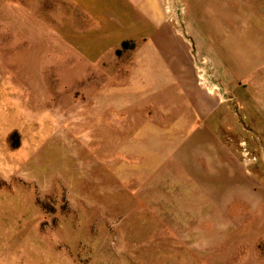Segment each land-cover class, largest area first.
Instances as JSON below:
<instances>
[{"label":"rangeland","instance_id":"374dc122","mask_svg":"<svg viewBox=\"0 0 264 264\" xmlns=\"http://www.w3.org/2000/svg\"><path fill=\"white\" fill-rule=\"evenodd\" d=\"M223 3L0 0V264H264V0ZM207 90L248 100L222 148L251 164L196 193Z\"/></svg>","mask_w":264,"mask_h":264},{"label":"crops","instance_id":"0c3cea01","mask_svg":"<svg viewBox=\"0 0 264 264\" xmlns=\"http://www.w3.org/2000/svg\"><path fill=\"white\" fill-rule=\"evenodd\" d=\"M128 1L134 3V5H141L142 9L144 10V13L147 14L148 16L152 15L154 17V15H156L155 6L157 0H128ZM190 1L192 2V5L196 7H215V8L218 7L219 12H217V16L232 15L233 12L232 8L228 9V7L224 6L223 3L224 0H195L196 5L193 3L194 0H190ZM172 9L173 8L169 7V10ZM219 25L221 26V24ZM221 29H226L227 31L231 32V28H229L227 25H225L224 28H219L218 30L221 31ZM207 30L214 31L212 30V28L209 27H207ZM263 30H264V25H263ZM203 37H205V35H203ZM248 71H250L251 75L255 73V71L249 66H248ZM235 92H236V96L233 95L234 102L231 101L230 103L226 104L225 101L218 100L219 103L215 107L213 106V98H212L214 97L215 93H213L211 90L208 91V93L204 92L203 95L197 92V96L198 98L200 96V98L199 99L197 98L196 100L197 103L195 104L196 106H194L195 107L194 113L198 122L200 121L202 124L201 123L198 124L197 122L196 127L201 128L200 134H205V136H207V138H209V140L211 141L212 145L205 154L206 156H213V157H206V156L196 157V153L194 150V147L196 146L190 143L194 141H190L188 143L186 141L182 143L176 141V143L180 145L181 148H183L181 150L182 151L181 154L177 157L178 161H176V163L178 164L177 165L178 167L176 172L181 176L184 177L186 176L185 178L188 179L189 183L191 185H194L191 186L192 191H195L196 193H197V185L205 186L204 184L206 180H208L207 181L208 184L213 183L214 177H217L219 176V174H221L219 173V170L223 168L225 162L230 161L232 164L234 163V165L235 164L237 165L236 160L228 156L226 154L227 150L225 148H222V145L224 147L226 144L230 142L229 125L234 124V122L237 123L239 121L240 124L244 125L245 128L244 136L248 138V100L247 102L245 100H242L245 101L244 104L240 99H238L237 90H235ZM244 92L248 94V88H245ZM190 120H192V124L194 125L193 118H191ZM208 120L210 121V123L206 124V121ZM205 127L208 128V130ZM195 131L198 130L196 129ZM217 151L223 153L226 156L218 157L217 154L219 153ZM204 158L206 160V163H208L211 166V168L217 172H212V173L208 172L207 169L208 164L206 165L205 168L204 166L205 164L202 161ZM242 162L243 164L242 163L239 164L240 167L237 165L239 168L245 167V169H247V166L251 164L248 163L250 161H248L246 158L244 159V161L242 160ZM197 175H201V177L195 180L191 179V176L194 177ZM1 264H5V263L2 262Z\"/></svg>","mask_w":264,"mask_h":264}]
</instances>
